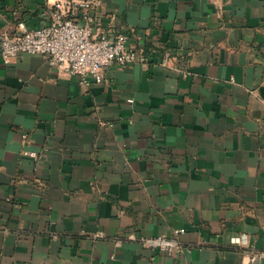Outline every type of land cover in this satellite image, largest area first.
Masks as SVG:
<instances>
[{"label":"crops","instance_id":"0c3cea01","mask_svg":"<svg viewBox=\"0 0 264 264\" xmlns=\"http://www.w3.org/2000/svg\"><path fill=\"white\" fill-rule=\"evenodd\" d=\"M93 1L139 60L0 55V264H264V0ZM54 2L0 0V32Z\"/></svg>","mask_w":264,"mask_h":264},{"label":"built area","instance_id":"2783aa9c","mask_svg":"<svg viewBox=\"0 0 264 264\" xmlns=\"http://www.w3.org/2000/svg\"><path fill=\"white\" fill-rule=\"evenodd\" d=\"M93 4V0H55L48 23L19 33L0 32V55L12 59L24 53L42 54L50 64L78 76L85 85L102 82L105 68L125 67L139 60V56L125 34L96 35L92 24ZM139 238L146 246L169 253L181 249L175 238L165 235ZM263 258V251L250 255L251 262Z\"/></svg>","mask_w":264,"mask_h":264}]
</instances>
